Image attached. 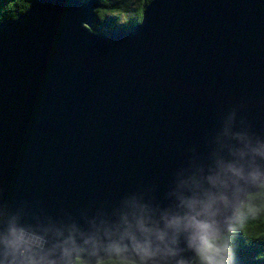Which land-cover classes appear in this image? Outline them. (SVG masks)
I'll return each instance as SVG.
<instances>
[{"label":"water","instance_id":"1","mask_svg":"<svg viewBox=\"0 0 264 264\" xmlns=\"http://www.w3.org/2000/svg\"><path fill=\"white\" fill-rule=\"evenodd\" d=\"M100 6L31 0L0 22V239L23 225L62 260L72 236L93 264L85 240L103 256L133 211L182 212L219 161L264 171L237 151L264 144V0H151L139 23L95 33ZM175 247L172 264L197 257L183 234Z\"/></svg>","mask_w":264,"mask_h":264},{"label":"clouds","instance_id":"2","mask_svg":"<svg viewBox=\"0 0 264 264\" xmlns=\"http://www.w3.org/2000/svg\"><path fill=\"white\" fill-rule=\"evenodd\" d=\"M236 136L243 139L241 133ZM237 151L241 159L249 154L253 159L256 156L264 158V144L257 147L245 144ZM206 179L209 187L202 194L180 197L182 212L164 211L159 219H153L133 211L134 223L125 216L119 239H110L103 246V256L97 254V241L91 237L85 240V244H93L94 264H172L170 258L177 255L175 245L181 234L201 264H236L235 251L218 217L230 208L231 215L225 218L227 232L235 233L240 215L256 220L264 214V171L258 166L246 168L237 160L219 161L217 170ZM241 180L256 184L258 191L247 193L244 199L230 197L226 190L230 184L238 187ZM46 244L44 236L11 223L0 239L4 264H93L79 254L83 249L72 236L57 246L62 260L55 258V248L48 249ZM74 252L77 255L73 256ZM175 264L188 262L178 259Z\"/></svg>","mask_w":264,"mask_h":264},{"label":"trees","instance_id":"3","mask_svg":"<svg viewBox=\"0 0 264 264\" xmlns=\"http://www.w3.org/2000/svg\"><path fill=\"white\" fill-rule=\"evenodd\" d=\"M30 1L0 0V22L17 18L27 10ZM138 1L135 5L132 0H99L101 6L96 10L93 31L102 33L108 27H129L139 23L151 0ZM237 228L235 233L227 232L225 235L235 251L236 264H264V214L256 220L240 215ZM191 264H201L199 257Z\"/></svg>","mask_w":264,"mask_h":264},{"label":"rangeland","instance_id":"4","mask_svg":"<svg viewBox=\"0 0 264 264\" xmlns=\"http://www.w3.org/2000/svg\"><path fill=\"white\" fill-rule=\"evenodd\" d=\"M132 2H135L136 3L135 5H137L139 3L138 0H132Z\"/></svg>","mask_w":264,"mask_h":264}]
</instances>
